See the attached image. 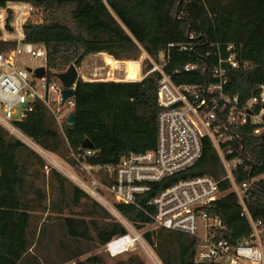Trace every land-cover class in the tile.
I'll use <instances>...</instances> for the list:
<instances>
[{
	"label": "trees",
	"instance_id": "1",
	"mask_svg": "<svg viewBox=\"0 0 264 264\" xmlns=\"http://www.w3.org/2000/svg\"><path fill=\"white\" fill-rule=\"evenodd\" d=\"M18 2L31 6L24 26L27 45L44 48L48 79L77 69L92 54L115 60H138L146 54L155 64L160 56L174 67L176 84H201L218 53L227 56L233 46L238 66L230 69L225 94L245 103L264 87V0H0V9ZM14 44L0 42V53ZM198 67L185 72L187 58ZM152 69L144 61L143 74ZM159 74L139 82H91L79 78L71 99L74 107L58 122L41 102L30 104L14 127L42 151L73 170L81 163L115 166L130 154L153 151L157 143ZM74 115L70 126L68 117ZM250 126L233 129L228 158H241L234 172L238 185L247 184L244 203L251 219L264 230V134L254 136ZM85 141L93 148L82 149ZM224 170L208 138L201 157L186 170L159 183L137 198L135 205L114 203V209L137 230L152 224L148 207L159 191L180 180L210 177L220 180ZM230 188L228 182L220 185ZM220 217L219 238L237 242L251 233L250 224L232 192L207 207ZM126 229L103 206L49 164L45 158L0 125V264H106L100 254ZM143 238L161 264H195L197 240L159 228ZM116 264H145L130 255Z\"/></svg>",
	"mask_w": 264,
	"mask_h": 264
},
{
	"label": "built area",
	"instance_id": "2",
	"mask_svg": "<svg viewBox=\"0 0 264 264\" xmlns=\"http://www.w3.org/2000/svg\"><path fill=\"white\" fill-rule=\"evenodd\" d=\"M31 10V6L18 2L8 3L0 9V42L14 44L10 51L0 53V125L22 141L25 140L18 135L20 133L13 122L30 111L31 103L44 104L58 122L74 107L71 99L63 103L64 88L57 78L48 79L46 50L24 43V26ZM23 48L29 49L26 55ZM226 53L227 56L218 53V59L210 66L204 83L181 85L172 80L171 74L175 70L168 66V61L163 59L160 64H155L144 54L152 63V69L142 74L143 79L154 72L160 76L155 150L130 154L115 166L89 165L76 157L77 170L83 173L82 179L66 172L56 162L54 165L66 172L73 183L88 195L116 212L114 203L135 205L138 196L149 192L152 184L193 165L201 157L203 139L208 138L220 159L224 176L220 180L210 177L180 180L159 191L148 201L147 205L153 211L152 224L144 232L162 228L196 238L195 264H264V230L260 222L251 219L245 206L247 184L238 185L234 177L243 160L228 158L232 150L223 147L226 141L231 140L230 133L236 128L250 126L254 136L264 134V87L258 97L245 103L225 94L227 73L238 66L233 46H227ZM27 59H34L39 65L23 68L22 63ZM197 67L196 57L191 56L182 69L189 73ZM40 69L45 71L42 78L36 75ZM78 72L79 78L82 77L81 67ZM87 153L90 154V150ZM41 155L44 158L49 156L42 151ZM223 182H228L229 190H221ZM229 192L236 195L242 216L247 218L251 227L250 235L237 242L218 237L224 230L223 220L207 210L209 205ZM102 194L108 195L112 204L104 200ZM115 215L127 233L108 242L104 252L111 258H117L139 244L144 251H149L154 264H161L145 242L144 232L137 230L119 213Z\"/></svg>",
	"mask_w": 264,
	"mask_h": 264
},
{
	"label": "rangeland",
	"instance_id": "3",
	"mask_svg": "<svg viewBox=\"0 0 264 264\" xmlns=\"http://www.w3.org/2000/svg\"><path fill=\"white\" fill-rule=\"evenodd\" d=\"M22 51H23V54L24 55H26L27 53H28V51H29V49L28 48H23L22 49ZM164 59V56H160V58H159V60L160 61H162ZM145 60H147L146 59V56L144 55V54H142L141 56H140V58L137 60V61H140V68L139 67H135V66H131V68H130V70H132V71H134V70H136V71H139V70H143V66H144V61ZM99 63H100V65L103 67L104 66V62L103 61H101V60H99L98 61ZM23 65H22V67L23 68H25V67H30V68H36L39 64H38V62L36 61V60H34V59H27L24 63H22ZM113 69L114 70H116V71H118V70H122V66H118V65H116V66H114L113 67ZM138 69V70H137ZM80 71V70H79ZM143 72V71H142ZM141 72V74H143ZM80 78H82V77H80ZM83 79V78H82ZM18 131V130H17ZM18 133H20L19 131H18ZM21 134V133H20ZM14 135V134H13ZM22 135V134H21ZM16 136V135H15ZM23 136V135H22ZM24 137V136H23ZM23 139V138H22ZM24 139H25V137H24ZM26 140L27 141H29L30 143H27L26 142V144H28L29 146H31L34 150H38L35 146H34V144L29 140V139H27L26 138ZM25 142V141H24ZM39 152L41 153V151L39 150ZM43 154V153H42ZM47 155H49L48 157H46L45 158V160L49 163V164H51L52 166H55L53 163L54 162H52V159L59 165V166H61V168H63L66 172H68V173H70V174H73V175H77L79 178H83V173H81L79 170H73L69 165H67L66 163H64L63 161H61L60 159H58L57 157H55V156H53V155H51V154H47ZM52 158V159H51ZM51 159V160H50ZM55 168L57 169V170H59L62 174H64L66 177H68L65 173H63L60 169H58L56 166H55ZM69 178V177H68ZM70 179V178H69ZM71 180V179H70ZM72 181V180H71ZM72 183H73V181H72ZM92 197V196H91ZM94 200H96L98 203H100V205L101 206H103L107 211H109L111 214H112V216L115 218V220L116 221H118V218L116 217V215L115 214H117L118 212L116 211H111V209H109L108 207H106L105 205H103L100 201H98L97 200V198H95V197H92ZM102 198L104 199V200H106V201H109V204H112V201H111V199H110V197L108 196V195H106V194H102ZM140 232H144V229L143 230H139ZM150 248V247H149ZM151 251V250H150ZM151 253H152V251H151ZM95 254H100L104 259H105V262H106V264H116L117 262H119V261H121V260H124V259H126L128 256H130V255H133V254H135V255H140L141 256V258H143L144 259V261H145V264H154V262H153V260H152V257H151V255H150V253H149V251L148 252H146V251H144L142 248H141V246L139 245V244H137V246H135V247H133V248H131L127 253H125V254H123L122 256H120V257H117V258H111V257H109L105 252H104V247L103 248H100V249H95V250H93V251H91L89 254H87V255H84V256H82L81 258H80V261L81 260H84V259H86L87 257H89V256H91V255H95ZM153 254V253H152ZM75 262L73 261V262H70V263H67V264H74Z\"/></svg>",
	"mask_w": 264,
	"mask_h": 264
},
{
	"label": "bare ground",
	"instance_id": "4",
	"mask_svg": "<svg viewBox=\"0 0 264 264\" xmlns=\"http://www.w3.org/2000/svg\"><path fill=\"white\" fill-rule=\"evenodd\" d=\"M99 60L104 62L102 67ZM122 66V70H114V66ZM131 66L140 68V61L137 60H115L106 54H92L87 56L81 64V76L91 82H134L141 78V70L132 71ZM138 70V69H137ZM23 140L26 138L18 134ZM51 160V159H50ZM52 162H54L52 160ZM55 164V162L53 163Z\"/></svg>",
	"mask_w": 264,
	"mask_h": 264
},
{
	"label": "water",
	"instance_id": "5",
	"mask_svg": "<svg viewBox=\"0 0 264 264\" xmlns=\"http://www.w3.org/2000/svg\"><path fill=\"white\" fill-rule=\"evenodd\" d=\"M36 75L39 78L44 77L45 75L44 69L38 70L36 72ZM56 78L64 88V90L62 91V99H63V103H65L67 100L72 99L74 96V88L79 79L78 69L74 65H71L67 71L57 75ZM68 123L70 126L74 123V115L72 113L68 117ZM92 148L93 146L89 141H85L84 144L82 145V149L84 150H91Z\"/></svg>",
	"mask_w": 264,
	"mask_h": 264
},
{
	"label": "crops",
	"instance_id": "6",
	"mask_svg": "<svg viewBox=\"0 0 264 264\" xmlns=\"http://www.w3.org/2000/svg\"><path fill=\"white\" fill-rule=\"evenodd\" d=\"M143 79V77H142V74H141V78H140V80H138V81H134V82H139V81H141ZM38 150H36L39 154H41L40 152H39V150L40 151H42L38 146H36V145H34ZM42 152H44V151H42ZM47 154V153H46ZM52 159V158H51ZM53 160V159H52ZM54 161V160H53ZM55 162V161H54Z\"/></svg>",
	"mask_w": 264,
	"mask_h": 264
}]
</instances>
